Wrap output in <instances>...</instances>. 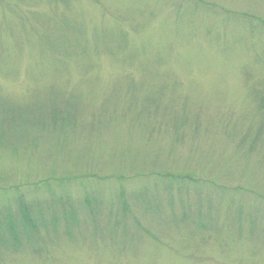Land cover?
I'll return each instance as SVG.
<instances>
[{
  "label": "rangeland",
  "instance_id": "rangeland-1",
  "mask_svg": "<svg viewBox=\"0 0 264 264\" xmlns=\"http://www.w3.org/2000/svg\"><path fill=\"white\" fill-rule=\"evenodd\" d=\"M0 264H264V0H0Z\"/></svg>",
  "mask_w": 264,
  "mask_h": 264
},
{
  "label": "trees",
  "instance_id": "trees-1",
  "mask_svg": "<svg viewBox=\"0 0 264 264\" xmlns=\"http://www.w3.org/2000/svg\"><path fill=\"white\" fill-rule=\"evenodd\" d=\"M6 108L5 110L8 111V113H11V112H15L16 111V108L9 105L8 103H4ZM2 105V104H1ZM62 111H59V110H53V115H52V120H58L59 117L62 118ZM63 122V121H62ZM68 122H66L65 124L67 125ZM26 216V217H24ZM22 218V222L25 223L26 221L30 224H32V220L30 219V216L28 214H25ZM33 225L31 227H28L27 229H33Z\"/></svg>",
  "mask_w": 264,
  "mask_h": 264
}]
</instances>
